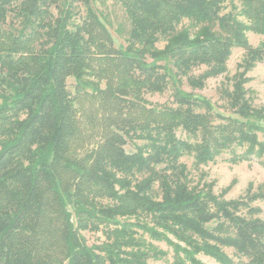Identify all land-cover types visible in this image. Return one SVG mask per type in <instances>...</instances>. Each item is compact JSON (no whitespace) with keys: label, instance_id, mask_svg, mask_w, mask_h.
I'll return each instance as SVG.
<instances>
[{"label":"trees","instance_id":"16d2710c","mask_svg":"<svg viewBox=\"0 0 264 264\" xmlns=\"http://www.w3.org/2000/svg\"><path fill=\"white\" fill-rule=\"evenodd\" d=\"M99 1L0 0V264H149L166 256L154 243L171 249L170 264H264L252 206L264 184L227 200L229 186L216 195L202 171L223 154L264 167V106L245 87L264 64V0H116L123 43ZM234 48L244 56L220 105L182 89L226 73ZM96 61L109 69L104 88L88 79ZM87 88L101 137L80 157L76 103ZM167 89L171 104L144 98Z\"/></svg>","mask_w":264,"mask_h":264},{"label":"rangeland","instance_id":"374dc122","mask_svg":"<svg viewBox=\"0 0 264 264\" xmlns=\"http://www.w3.org/2000/svg\"><path fill=\"white\" fill-rule=\"evenodd\" d=\"M96 7L105 15L110 23L108 26L112 37L117 40L116 42L123 43L124 37L127 36L129 23L120 4L116 0H101L96 3ZM54 13H56V10H54ZM261 39L262 37L258 35L248 33V41L252 47L257 46ZM163 45L164 42L160 41L157 44V47L162 48ZM243 56V49H232L231 55L226 63V73L221 76L208 79L204 88L201 90H192L184 80L182 89L187 92L203 95L209 98L213 103L220 105L221 100L219 99L217 90L220 88L222 83L229 84L228 79H230L235 73L236 65L241 61ZM101 64L104 63H100L99 61L93 63V70L95 71L94 73H96V76L93 74V76H90L88 79L97 83L100 88H104L109 69L106 65L104 66ZM205 69L206 68L204 66L195 68L191 72V75L197 76ZM247 77L249 78V81L245 87L249 91L252 104L257 107L264 106V64L262 62L256 63L254 68L247 73ZM67 89L72 96L76 95L75 81L72 77L67 79ZM170 95V90L167 89L161 94L146 93L144 98L152 105L171 104L172 99ZM76 108L79 110L78 119L80 122L81 136L78 142V149H76L75 152L81 157L91 148L95 147L100 141L101 128L99 125V119L101 117V108L99 107V100L93 97L89 88L78 95ZM183 135V132H177V136ZM126 149L127 151H130L132 146H126ZM228 157V154H223L218 157L214 163H209L207 166L202 167V171L206 174V181L214 182L213 191L216 195L221 194L223 189L229 186L228 191L224 195V199H236L246 193L250 184H252L253 190H256L258 186L264 184V167L260 164L259 160L254 159L250 162H240L233 165L227 161ZM183 162L186 163L188 169L192 171L191 158L185 157L183 158ZM191 177L197 181L199 173L192 171ZM252 206H256L261 209L260 217L264 220V200L254 202ZM83 235L88 244H92L97 241V235L89 233H84ZM154 245L158 249L165 251L166 256L157 261L149 260V264H170L172 261L171 249L165 243H154ZM227 252L231 254L230 250H227ZM199 258L206 264H216L211 259L202 255H200Z\"/></svg>","mask_w":264,"mask_h":264}]
</instances>
